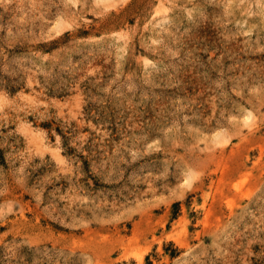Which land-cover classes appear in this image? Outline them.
<instances>
[{
    "label": "rangeland",
    "instance_id": "obj_1",
    "mask_svg": "<svg viewBox=\"0 0 264 264\" xmlns=\"http://www.w3.org/2000/svg\"><path fill=\"white\" fill-rule=\"evenodd\" d=\"M0 264H264V0H0Z\"/></svg>",
    "mask_w": 264,
    "mask_h": 264
}]
</instances>
